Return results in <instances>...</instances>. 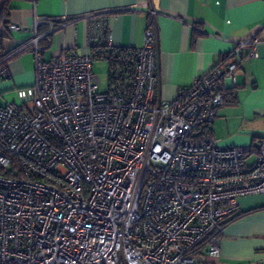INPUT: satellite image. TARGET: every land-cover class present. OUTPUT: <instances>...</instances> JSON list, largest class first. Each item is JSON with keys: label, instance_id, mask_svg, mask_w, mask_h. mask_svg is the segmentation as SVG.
I'll list each match as a JSON object with an SVG mask.
<instances>
[{"label": "built area", "instance_id": "2783aa9c", "mask_svg": "<svg viewBox=\"0 0 264 264\" xmlns=\"http://www.w3.org/2000/svg\"><path fill=\"white\" fill-rule=\"evenodd\" d=\"M39 39L34 25V83L0 105V264H217L238 198L264 193V139L221 147L210 134L258 37L168 101L153 18L132 58L111 62L106 90L91 53L44 61Z\"/></svg>", "mask_w": 264, "mask_h": 264}, {"label": "crops", "instance_id": "0c3cea01", "mask_svg": "<svg viewBox=\"0 0 264 264\" xmlns=\"http://www.w3.org/2000/svg\"><path fill=\"white\" fill-rule=\"evenodd\" d=\"M10 6L3 51L11 56L5 63L8 76L0 79V105L15 100L16 89L35 81L34 54L27 45L34 25L42 59L49 61L70 50L91 53L103 44L105 20L109 46L137 49L153 18L164 101L224 59L235 41L258 37L257 55L240 63L233 85L224 83L225 100L210 134L221 147L255 146L264 139V0H11ZM195 29L202 35L192 41ZM237 212L244 214L228 223L219 237L217 264L264 258V193L239 197Z\"/></svg>", "mask_w": 264, "mask_h": 264}, {"label": "trees", "instance_id": "16d2710c", "mask_svg": "<svg viewBox=\"0 0 264 264\" xmlns=\"http://www.w3.org/2000/svg\"><path fill=\"white\" fill-rule=\"evenodd\" d=\"M2 1V6L0 8V58L9 53H4L3 49V40H5L8 37L7 33V25H8V17H9V12L11 10L10 6V1L11 0H1ZM202 33L199 32L197 29L194 30L193 36H192V41H194L197 37L201 36ZM91 54L94 58V60H100L104 59L108 63V70L110 68L111 62H113L114 59H119V58H126L130 60L134 54V49L130 48H123V47H107L105 44H101L99 46H94L91 50ZM225 97V94H224ZM244 212H236L232 216H230L226 221L223 223V228L233 221L234 219L240 217L243 215ZM223 230V229H222ZM222 232V231H221ZM221 232H219L218 238L221 235Z\"/></svg>", "mask_w": 264, "mask_h": 264}, {"label": "rangeland", "instance_id": "374dc122", "mask_svg": "<svg viewBox=\"0 0 264 264\" xmlns=\"http://www.w3.org/2000/svg\"><path fill=\"white\" fill-rule=\"evenodd\" d=\"M93 72L95 76L97 77V81L99 83L100 90H106L108 85V63L106 60H94L93 61ZM9 98V97H7ZM16 99V98H15ZM4 101L3 99H1ZM13 101V100H11ZM8 101V102H11ZM19 102V101H18Z\"/></svg>", "mask_w": 264, "mask_h": 264}]
</instances>
